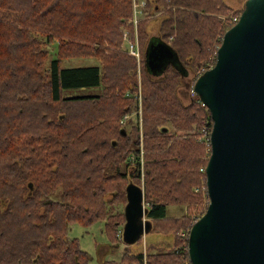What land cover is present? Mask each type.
Masks as SVG:
<instances>
[{"label": "trees", "instance_id": "1", "mask_svg": "<svg viewBox=\"0 0 264 264\" xmlns=\"http://www.w3.org/2000/svg\"><path fill=\"white\" fill-rule=\"evenodd\" d=\"M135 1L144 2L139 50L157 24L183 72L167 64L160 78L143 75L140 50L138 77L136 60L121 50V28L134 37L132 0H0V264H89L67 228L100 220L117 247L126 244L106 264H191L178 231L209 202L194 189L206 184L203 136L212 120L195 95L181 102L179 88L188 71L196 77L214 66L234 25L220 18L233 9L224 0ZM54 42L49 61L45 46ZM70 58L98 65L60 68ZM99 85L97 96L61 94ZM142 173L148 233L172 238L169 250L150 245L145 258L125 242V208L117 209L130 185L141 189ZM172 205L185 213L168 217Z\"/></svg>", "mask_w": 264, "mask_h": 264}, {"label": "water", "instance_id": "2", "mask_svg": "<svg viewBox=\"0 0 264 264\" xmlns=\"http://www.w3.org/2000/svg\"><path fill=\"white\" fill-rule=\"evenodd\" d=\"M223 35L212 68L192 91L212 120L205 165L209 203L187 239L191 264H264V0H245ZM150 72L174 62L165 43L147 50ZM140 190L127 188L126 225L133 243L148 233Z\"/></svg>", "mask_w": 264, "mask_h": 264}, {"label": "rangeland", "instance_id": "3", "mask_svg": "<svg viewBox=\"0 0 264 264\" xmlns=\"http://www.w3.org/2000/svg\"><path fill=\"white\" fill-rule=\"evenodd\" d=\"M224 2L226 5L230 6L231 9L239 10V9H241V7H243L244 0H224ZM241 4H242V6H241ZM143 5H144V2H142V1L136 2L135 0H132V8H133V11H132L133 12V19L132 20L142 19L144 17V15L141 14V12H140ZM137 7L139 8L140 13H137L138 12ZM139 21L140 20H138L134 26V36H135V41H136L137 46H138V50H139V41H138V34H137V25H138ZM132 22L133 21H131V23ZM128 24H130V22H128ZM121 29H123V28H121ZM149 31H150L149 36L147 33L146 34L142 33V37L145 39H141V41H140V50L145 55L146 63H147V52H148L147 50H148L149 46L153 45V44L161 43V39H160V37H158L159 32H158L157 24L154 25L152 28H150ZM45 49L49 53L48 54L49 55V61L57 58V55H56L57 54V48H56L55 42L51 43L49 45H46ZM121 50L123 52H126L124 42L121 45ZM140 50H139V55H140ZM126 53L129 55L128 52H126ZM174 62H176V55L175 54H174ZM146 63H144L145 67H144L143 75H145L146 73L150 74V71H149ZM139 64H140V59H139ZM96 65H98V62H97V60H95L93 58H70V59L61 60V67L60 68L69 69V68H81V67H85V66H96ZM175 65L178 68V70H180V72L181 71L183 72L185 70L184 66L181 65V63L175 64ZM162 75H163V72L158 74V75L150 74L149 77H151L153 79H157V78H160ZM185 75L186 76L184 78L183 86L181 88H179L180 89L179 94H180V97L182 99L181 102L187 103L189 101V98H190V94H191L190 92L192 91V85H193V82L195 80V77H193V78L191 77V79L188 78L191 75L190 71H188L187 74H185ZM187 86L189 87V89ZM189 90H191V91H189ZM101 91H102V86L99 85V86L74 87V88L63 89L61 91V94L64 97H85V96H97V95L102 93ZM192 93H193V91H192ZM193 95H195V94L193 93ZM135 115H138L137 117L139 118V121L141 122L140 111L136 112ZM125 117H127V118H125ZM130 117L133 119L134 115L130 116ZM128 118H129L128 116H124V119L122 122L127 121ZM205 138L210 139V132H207ZM209 142H210V140H209ZM205 145L207 147H209V149H210V145L208 146L207 143H205ZM140 160L142 162V158ZM142 181H143V173L141 174L140 187L143 191V194H142L143 195V206L145 207L146 203H145V199H144V196H145L144 195L145 194L144 193V184ZM203 188L207 189L206 184H204L198 188L200 193H202ZM195 190H196V188L194 189V191ZM195 192H198V191H195ZM57 196L58 195H56V197ZM122 208H124V207L119 206L117 209H118V211H123ZM183 210H184L183 207H178V206H173V205L168 206V208L166 209V215L168 217H173V218L178 217V216H181L183 214V212H184ZM202 211H204V212L206 211L205 203L202 204V206L199 209L194 210L190 217L191 218H192V216L199 217L200 213H202ZM191 218H190V221H192ZM144 219L147 220L146 217ZM104 223L105 222L103 220H100V221H97L96 223L90 225L89 227H84L80 224L73 223V224L69 225L67 228V236L66 237L69 240L73 239V238L78 239L80 248L83 251L87 252L90 256V261H88L89 264H106L109 261H118V260H120L122 254L125 251V246H126L125 243H123V244L121 243L117 247L116 243L114 241H111L110 238H108V236L105 233ZM191 226L192 225L190 223L187 228L190 229ZM120 228H122V226H120ZM120 230H122V229H120ZM180 232H185V230L180 229L178 231V238H179ZM142 239L136 241V243L133 242L130 244V250H131L132 254L135 255L137 253L143 252V250L147 249V247H149L150 245L162 247L165 250H169L171 248L170 245L172 244L171 243L172 238L168 235H162V234L160 235V234H156V233H146V240H145V246H144L145 248H144ZM150 243H152V244H150Z\"/></svg>", "mask_w": 264, "mask_h": 264}, {"label": "built area", "instance_id": "4", "mask_svg": "<svg viewBox=\"0 0 264 264\" xmlns=\"http://www.w3.org/2000/svg\"><path fill=\"white\" fill-rule=\"evenodd\" d=\"M137 11H138L137 13H140L138 7H137ZM220 19H221V22H222L223 24H233V23H236L237 20L239 19V13H238V12H231V11H230V13H228V14L225 15V16H222ZM138 20H140V19H134V20H132L133 22H132L131 25L135 26V24H136V22H137ZM121 31H122V37H123L122 39H123V42H124V45H125V50H126V52H128L129 55L132 56V57L136 60L137 65L139 66V59H140L139 50H138L137 52H134V45H137V43H136V41H135V36L131 38V35L129 34L128 30L125 29V28H123ZM221 39H222V37H221ZM210 68H212V66H211V65H207L205 69H206V71H207V70L210 69ZM200 74H201V73H198L197 76L200 75ZM138 75H139V73H138ZM190 91H191V90H190ZM190 93H191V95H193L192 91H191ZM197 101H198V100H197ZM198 102L200 103V101H198ZM201 105L203 106V104H201ZM125 118H127V117H125ZM206 134H207V133H206ZM205 136H206V135H205ZM205 136H203V138H205ZM206 191H207V189L204 188L202 192L207 193ZM191 219H192V221H191L190 223H191V225H192V224H193L195 221H197L199 218H198V217H195V216H192ZM189 230H190V229H188V230L185 231V232H180V233H179V239H180L181 242L187 241V239H188V235H189V232H188ZM118 236H119V235H118ZM144 262H145V261H144ZM144 264H145V263H144Z\"/></svg>", "mask_w": 264, "mask_h": 264}, {"label": "bare ground", "instance_id": "5", "mask_svg": "<svg viewBox=\"0 0 264 264\" xmlns=\"http://www.w3.org/2000/svg\"><path fill=\"white\" fill-rule=\"evenodd\" d=\"M138 51V46L137 45H134V52H137ZM151 74V73H150ZM154 75H158V72L157 73H155ZM194 93V92H193ZM195 94V93H194ZM196 95V94H195ZM198 98V97H197ZM198 101H199V98H198ZM200 104H202L201 103V101H200ZM204 106V105H203ZM205 107V106H204ZM211 130H212V128H211ZM210 134H211V131H210ZM206 139V140H205ZM204 140L206 141V143H207V145L209 146L210 145V147H211V143L209 142V138H205ZM209 159V158H208ZM206 174V173H205ZM207 186V185H206ZM138 188V187H137ZM139 190H140V201H141V205H142V210L143 211H145V208H144V206H143V191H142V189H140V188H138ZM204 189V188H203ZM195 191H198L199 192V189L198 188H196V190ZM125 225H126V223H125ZM125 225H124V227H123V231H124V228H125ZM122 233V230H119L118 231V234L117 235H119V236H121L120 234Z\"/></svg>", "mask_w": 264, "mask_h": 264}, {"label": "crops", "instance_id": "6", "mask_svg": "<svg viewBox=\"0 0 264 264\" xmlns=\"http://www.w3.org/2000/svg\"><path fill=\"white\" fill-rule=\"evenodd\" d=\"M241 6H242V4H241ZM240 6V7H241ZM230 7V6H229ZM231 8V7H230ZM235 8V7H234ZM238 8V7H237ZM236 8V9H237ZM191 77L193 78V74H191L188 78H190L191 79ZM189 86V85H188ZM187 86V87H188ZM189 88V87H188ZM190 91V90H189ZM190 96H191V94H190ZM190 99V98H189ZM184 212H183V214L185 213V208H184V210H183ZM179 217V216H178ZM143 240V247L145 246V240H146V235L144 236V238L142 239ZM150 244H152V243H150ZM154 246V245H153ZM142 247V246H141ZM145 248V247H144ZM146 251H147V249H145V250H143V252H141L143 255H145L146 254Z\"/></svg>", "mask_w": 264, "mask_h": 264}, {"label": "flooded vegetation", "instance_id": "7", "mask_svg": "<svg viewBox=\"0 0 264 264\" xmlns=\"http://www.w3.org/2000/svg\"><path fill=\"white\" fill-rule=\"evenodd\" d=\"M167 64H175V63H173L172 61L166 62V63H164V67H165ZM164 67H162V68L158 71V74L162 73V70H163ZM150 73H151V74H154L153 72H150ZM155 73H157V72H155Z\"/></svg>", "mask_w": 264, "mask_h": 264}]
</instances>
